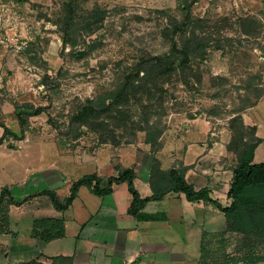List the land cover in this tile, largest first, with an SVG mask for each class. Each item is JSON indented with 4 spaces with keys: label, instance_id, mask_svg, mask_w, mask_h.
Masks as SVG:
<instances>
[{
    "label": "rangeland",
    "instance_id": "rangeland-1",
    "mask_svg": "<svg viewBox=\"0 0 264 264\" xmlns=\"http://www.w3.org/2000/svg\"><path fill=\"white\" fill-rule=\"evenodd\" d=\"M186 1L190 0H0V124L10 130L0 151L12 153L10 158L0 154V177L5 167L14 175L22 172L24 164L33 161L29 156L33 162L45 156L48 165L57 149L92 154L105 144L103 136L112 145L111 131L120 145L145 138L149 142L153 131L132 136L130 128H117L113 121L109 131H95L75 123L73 116L87 102L106 99L142 58L169 53L192 26L208 45L190 63L195 76L187 75L189 84L180 72L159 81L154 104L164 115L152 123L163 130L161 137L179 138L185 126L197 120L208 124L215 137L232 140V118L240 114L246 125L255 126L246 123V115L259 105L256 116L261 121L264 0H197L190 10L196 26L183 25ZM67 2L74 3L79 17L95 9L106 14L94 32L74 31V49L64 46L60 27L69 10ZM79 52L85 53L82 59L77 58ZM38 108L43 113L34 115ZM131 111L138 121L143 108L138 104ZM239 147L236 138L231 144L236 155ZM230 236L212 238L201 264H264V236Z\"/></svg>",
    "mask_w": 264,
    "mask_h": 264
},
{
    "label": "crops",
    "instance_id": "crops-1",
    "mask_svg": "<svg viewBox=\"0 0 264 264\" xmlns=\"http://www.w3.org/2000/svg\"><path fill=\"white\" fill-rule=\"evenodd\" d=\"M260 106L246 115V123L255 125L257 137L262 139L255 152L257 164L264 163V116L261 121L256 116ZM207 125L193 120L181 137H161L157 149L145 138L127 145L104 144L83 156L57 149L58 155L48 165L45 156L35 162L29 156L33 161L15 175L2 168L0 192L7 187L17 202L27 201L9 208V232L0 235V264H52L62 257L71 258L72 264H201L212 238L238 236L227 231V218L215 205L190 202L183 193L170 192L131 212L133 196L127 182H114L111 192L103 196L80 187L64 211L57 210L48 195L37 194L51 191L65 200L73 185L87 175H96L105 189L121 170L133 169L135 188L145 199L153 195V187L163 186L162 176L153 174L158 161L163 173L186 168L189 184L196 190L209 189L213 200L229 207L238 158L229 149L231 138L215 137ZM3 136L0 126V138ZM28 142L29 138L24 145ZM0 154L12 156L10 152ZM46 219L63 221L65 235L47 242L34 236L35 222Z\"/></svg>",
    "mask_w": 264,
    "mask_h": 264
},
{
    "label": "trees",
    "instance_id": "trees-1",
    "mask_svg": "<svg viewBox=\"0 0 264 264\" xmlns=\"http://www.w3.org/2000/svg\"><path fill=\"white\" fill-rule=\"evenodd\" d=\"M197 0H190L184 3L185 17L183 25L196 26L190 10ZM74 3L67 2L65 7L69 8L63 24H60L63 33L64 46H70L72 49L76 47L75 41L72 42V35L76 32L92 33L96 27L103 22L105 12L99 9L89 11L87 16H76L73 8ZM81 20L79 21L78 20ZM81 18V19H80ZM183 26V27H184ZM196 27L191 28L185 33L181 39L174 41L172 50L162 56L142 58L136 69L130 74H124L123 79L119 83L116 90L110 92L106 99L101 102L89 101L73 116V121L82 127L93 129L95 131H109V122L113 121L117 128H125L135 132L153 131L155 137L149 139L154 147L159 146V138L163 134V130H156L152 123L155 117L164 115V110L158 112L154 103L157 93L161 90L159 81L166 80L173 74H183L184 81L189 84L188 74L195 76L191 62L200 58L208 45V39L204 36L196 34ZM75 32V33H76ZM84 52H79L77 58L82 59ZM141 105L143 108L142 116L135 121L131 109L134 105ZM42 108L35 110L34 115L43 113ZM239 114V112L237 113ZM107 117L103 119L102 116ZM19 124L23 133L24 122L22 114L18 115ZM130 126H129V124ZM152 123V124H151ZM231 130L233 137L229 144L237 138L240 142V149L237 153L238 164L234 171V179L231 185L228 197L232 200L229 207H223L219 202L213 200L210 191L207 188L196 190L186 180V168H173L163 173L160 170V164L155 161L153 165V174L158 173L163 178V186L153 187V195L142 199L135 188V172L133 169H124L120 171L118 178L109 179V186L101 189L99 179L96 175H87L78 180L72 187L69 198L61 200L55 192L45 191L37 195H48L55 208L59 211L66 210L77 196L80 187L86 186L93 193L103 196L111 192V186L114 182H127L129 190L133 196V204L131 212L139 211L146 203L150 201H160L170 192L183 193L190 202L203 201L215 205L221 210L227 218V231L236 233L243 237L247 236H264V163H255V152L257 147L262 143V139L257 137V128L248 126L244 123L242 116L239 114L231 120ZM4 128V136L0 138V146L6 140L5 136L10 134L9 128L0 124ZM133 127V128H132ZM236 132L238 135L236 136ZM112 145L118 146L120 142L114 136V132L110 133ZM107 139L103 136V143L107 144ZM26 200L17 202L12 196L9 188L5 187L0 192V235L9 232V208L11 205L20 206ZM65 235L64 222L59 220H40L35 222L34 236L40 237L41 240L47 242ZM204 250V248H203ZM204 258V257H203ZM204 262V260H203ZM24 264H43L32 261ZM52 264H72L71 258H55Z\"/></svg>",
    "mask_w": 264,
    "mask_h": 264
}]
</instances>
